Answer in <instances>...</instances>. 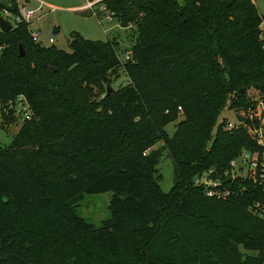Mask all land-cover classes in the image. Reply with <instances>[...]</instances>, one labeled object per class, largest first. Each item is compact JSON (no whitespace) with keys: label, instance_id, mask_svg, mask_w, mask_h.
<instances>
[{"label":"trees","instance_id":"1","mask_svg":"<svg viewBox=\"0 0 264 264\" xmlns=\"http://www.w3.org/2000/svg\"><path fill=\"white\" fill-rule=\"evenodd\" d=\"M98 2L120 26H137L123 61L114 40L72 31L68 52L34 39L26 22L0 30V102L24 95L31 109L0 145V264H264L254 212L264 191L223 174L255 142L245 126L218 121L227 100L237 113L255 105L248 88L264 98V12L252 0ZM106 72L128 82L106 93ZM16 120L3 114L1 125ZM162 152L173 163L167 192ZM211 167L225 198L194 185ZM107 191L100 225L76 213L85 194Z\"/></svg>","mask_w":264,"mask_h":264},{"label":"rangeland","instance_id":"2","mask_svg":"<svg viewBox=\"0 0 264 264\" xmlns=\"http://www.w3.org/2000/svg\"><path fill=\"white\" fill-rule=\"evenodd\" d=\"M41 1L47 5H44L36 13L35 19H33L29 28L31 33H39L37 41L41 40L43 45H54L59 49L69 52L71 49L68 45V37L72 31H77L87 39L116 41L117 56L122 61L125 59L126 54L130 53V46L135 41V36L137 35L136 24L126 27L120 26L115 16L106 9V4L98 2L100 0ZM88 2L93 3L91 7L83 8ZM253 3L259 12H264V0H253ZM31 5L35 7L37 2L32 0ZM55 28H58V30L54 31ZM50 38H52V42L49 41ZM105 77L106 79L100 86V89H103L106 93L108 88L111 89L109 94L119 91L128 82V78L123 72H106ZM247 95L256 100L258 92L253 88H248ZM228 103L229 100H227L225 108L219 115L218 121L224 117H228L227 119L233 118V109L229 108ZM3 121L4 119H2ZM2 122L0 121V145H7L18 131L21 123L18 122L7 127L6 125L2 126ZM166 130L171 135L174 131V123L168 124ZM161 145V142H157L148 151L160 148ZM158 171L162 174L159 187L162 192H167L173 184V163L166 152H162L158 163ZM111 196L112 192L110 191L85 194L76 207V213L88 222L100 225L110 215L108 205ZM14 213L20 223L32 221V218L24 213Z\"/></svg>","mask_w":264,"mask_h":264},{"label":"built area","instance_id":"3","mask_svg":"<svg viewBox=\"0 0 264 264\" xmlns=\"http://www.w3.org/2000/svg\"><path fill=\"white\" fill-rule=\"evenodd\" d=\"M31 1L0 0V2L5 4L0 10V17L8 21L12 25V28L22 22L28 23L30 27L36 13L44 5H47L41 0H35L37 5L33 7ZM13 4L15 5V9H10ZM92 4V2H88L83 8H89ZM259 29L261 31L260 37L263 38L264 17L261 18ZM32 35L37 40L39 33L35 32ZM49 41L52 42V38ZM262 47L264 49V44ZM2 48L0 46V52ZM128 56L129 54H126L125 59ZM10 112L17 118L15 123H22L31 117L30 104L24 95H19L13 101L5 104L0 102V121L3 114L9 115ZM232 117L231 119H227L226 129H232L241 125L245 126L251 139L255 142V147L253 149H243L236 157L231 159L223 174L231 180L236 178L248 180L264 191V98L258 96L255 100V105L246 111H239L237 113L233 110ZM246 121H250L251 124H247ZM193 181L194 185L203 187L205 194L209 197L225 198L231 191L227 185H223L213 167L196 175ZM254 207L256 215L264 221V204L256 202Z\"/></svg>","mask_w":264,"mask_h":264},{"label":"water","instance_id":"4","mask_svg":"<svg viewBox=\"0 0 264 264\" xmlns=\"http://www.w3.org/2000/svg\"><path fill=\"white\" fill-rule=\"evenodd\" d=\"M230 3H231V1L228 2V5ZM11 29H12V25L8 21H6L0 17V30L3 32H8ZM19 50H20L19 55L22 56L24 54V51H23V48L21 45H19ZM107 92L110 93L111 89L108 88Z\"/></svg>","mask_w":264,"mask_h":264}]
</instances>
